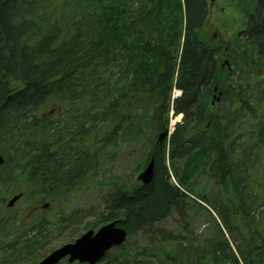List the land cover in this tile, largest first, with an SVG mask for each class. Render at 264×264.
Returning a JSON list of instances; mask_svg holds the SVG:
<instances>
[{"label":"trees","instance_id":"obj_1","mask_svg":"<svg viewBox=\"0 0 264 264\" xmlns=\"http://www.w3.org/2000/svg\"><path fill=\"white\" fill-rule=\"evenodd\" d=\"M223 1L243 27L218 44L207 27L210 0H0V264H13L52 228H64L73 214L64 195L97 180L102 157L120 139L135 141L151 129L152 147L132 168L153 156L150 182L104 174L96 183L110 189L86 230L119 219L128 236L149 232L187 197L171 177L192 189L190 179L202 172L225 192L214 209L227 232L238 231L236 215L246 223L253 210L248 168H235L232 159L264 147V114L248 93L264 81V0ZM173 88L181 95L172 98ZM213 95L221 108L211 104ZM171 110L182 120L159 142ZM242 132L249 135L239 144ZM32 191L56 212H12L4 203L9 193ZM247 221L254 234L235 252L224 237L200 250L164 238L152 255L159 264H264V232ZM119 263L124 258L104 262Z\"/></svg>","mask_w":264,"mask_h":264},{"label":"rangeland","instance_id":"obj_2","mask_svg":"<svg viewBox=\"0 0 264 264\" xmlns=\"http://www.w3.org/2000/svg\"><path fill=\"white\" fill-rule=\"evenodd\" d=\"M207 27L210 35L213 36L214 42L219 44V41H221L223 44L227 43L226 41L233 31L240 30V28L243 27V20L238 16V11L235 8L227 6L223 0H213L210 2V15L207 21ZM218 32L222 33L223 40L218 37L220 36ZM224 61L227 60L221 62L223 68L226 66ZM248 93L252 103L258 106V108H261L259 113L263 115L264 81H255L251 91ZM170 95L172 98H175L180 95V90L173 88ZM217 103L220 107L222 103L220 98L215 102V104ZM182 116L181 113L174 114L172 110L169 112L167 139L174 130L175 125L181 122ZM155 134L153 129H151L146 131L144 138L140 136L135 141L128 139L130 136H125L120 139L115 149L110 151L107 156L102 157L100 168L95 175L97 176V180L103 178L104 174L107 176L108 172L114 176H121L128 182L136 178L144 165L135 172H133L132 168L134 164L140 161L143 155L148 152V149L152 147ZM248 135L249 133L247 132L243 133L237 143L241 144ZM253 139H256L255 135H253ZM254 143L255 141L250 140L248 146L252 147L251 145H254ZM237 152H241V148L239 151L237 150ZM248 152L249 156H246V159L240 158L237 160L235 155H233L232 160L235 168L238 166V168L241 169L240 165L248 168L247 181L249 194L246 200L252 201L253 210L250 211V216L247 220H252L257 224V232H264V190H262L264 187V147H252ZM165 161L168 167L169 159L167 158ZM238 162L240 163L238 164ZM174 165L176 168H179L181 165L180 159H175ZM170 172L169 170V173ZM97 180L90 181V183L87 184L88 186L84 189L72 191L64 195L62 199L71 209L70 212H73L68 221L60 223L65 225L64 228L60 229L58 226H55L54 229L52 228V232H49L44 242L40 244L38 248L25 254L23 258H18L16 261H13V264H33L32 261L39 260L61 244L72 242L81 233L86 231V223L92 222L91 220L94 216L103 208L102 201L110 189L108 187L109 185H98L96 183ZM252 180H257V183L260 184L262 183V188H253ZM171 181L176 185L177 189L186 193L187 197L181 198L169 215L164 220L157 223L149 232L138 231L127 236L122 246L113 247L109 251L108 257L104 259V262L117 257L118 262H121L122 258H124L125 264H159L152 254L158 250L157 248H159L164 238L174 241L175 243L181 242L183 245L197 248V250H200L202 246H209L210 244L213 246L215 241L228 239L230 240L227 241L231 250L235 252L236 244L243 243L244 240H247V238L254 234L250 225H247V220H243L246 221V223L241 222L242 219L240 218L242 214L239 216L236 215L239 217L237 218L238 231L237 229H231V233H228L224 228L214 207L217 203H225L226 197L225 192L218 186L217 177L215 175H208L205 172L196 174L190 179V183H192L190 186L192 189L185 188L186 190L179 186L172 177ZM103 182L106 181L103 180ZM229 189L228 191H231V187ZM15 194L9 193L6 195L4 201L5 205H7L8 200ZM230 195L232 194L230 193L229 196ZM18 199L10 206V211L13 212L16 210L20 212L23 207H27V209H31V211H36L35 213L38 216L43 215L44 217L50 213L56 212L55 209H49L48 199L40 192L32 191L31 197L25 195L21 198L19 196ZM231 199L235 200V197ZM27 200H29L28 206ZM235 201L237 202V200ZM229 216L233 217L232 213H230ZM218 224L220 228H218ZM219 232L222 233L223 236ZM163 233H169L171 237L167 238V234L164 235ZM189 243L191 244L189 245ZM104 262L100 264H104ZM65 263L68 262L66 259H63L58 264Z\"/></svg>","mask_w":264,"mask_h":264},{"label":"water","instance_id":"obj_3","mask_svg":"<svg viewBox=\"0 0 264 264\" xmlns=\"http://www.w3.org/2000/svg\"><path fill=\"white\" fill-rule=\"evenodd\" d=\"M213 1V0H211ZM227 63V61H225ZM216 89V88H215ZM219 100V95H213L211 103ZM167 136V129L163 130L158 141ZM4 162V157L0 154V165ZM153 175V158H149L147 164L137 174L136 179L146 185ZM19 194L13 195L7 202V206H12L19 198ZM127 237V230L119 223V219L111 220L102 224L97 229H88L72 242L64 243L48 252L35 264H57L64 258L69 263L77 261L79 263L96 264L107 251L124 243Z\"/></svg>","mask_w":264,"mask_h":264},{"label":"bare ground","instance_id":"obj_4","mask_svg":"<svg viewBox=\"0 0 264 264\" xmlns=\"http://www.w3.org/2000/svg\"><path fill=\"white\" fill-rule=\"evenodd\" d=\"M178 89V88H177ZM180 90V89H179ZM181 93H182V90H180V95H181ZM150 158H153V168H154V157L153 156H151Z\"/></svg>","mask_w":264,"mask_h":264},{"label":"flooded vegetation","instance_id":"obj_5","mask_svg":"<svg viewBox=\"0 0 264 264\" xmlns=\"http://www.w3.org/2000/svg\"><path fill=\"white\" fill-rule=\"evenodd\" d=\"M221 67H222V64L220 63ZM225 66V65H224ZM226 67V66H225ZM223 68V67H222ZM212 100V99H211Z\"/></svg>","mask_w":264,"mask_h":264}]
</instances>
